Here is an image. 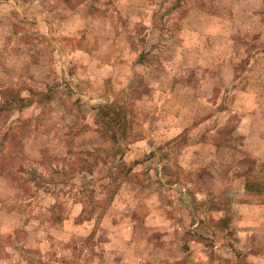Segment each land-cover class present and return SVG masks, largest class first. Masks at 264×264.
I'll return each mask as SVG.
<instances>
[{
    "label": "rangeland",
    "instance_id": "obj_1",
    "mask_svg": "<svg viewBox=\"0 0 264 264\" xmlns=\"http://www.w3.org/2000/svg\"><path fill=\"white\" fill-rule=\"evenodd\" d=\"M249 186L264 0H0V264H262Z\"/></svg>",
    "mask_w": 264,
    "mask_h": 264
},
{
    "label": "crops",
    "instance_id": "obj_2",
    "mask_svg": "<svg viewBox=\"0 0 264 264\" xmlns=\"http://www.w3.org/2000/svg\"><path fill=\"white\" fill-rule=\"evenodd\" d=\"M258 149H262V147H258ZM237 179L241 180L242 176ZM242 183L245 184V182ZM245 186L246 184L243 187ZM245 188H243L244 193L241 201L232 205L240 212L236 226L241 231L242 242L245 243V246L247 243L250 247L248 249L249 247L243 246V250L248 249L247 262L251 263L253 260H257L264 264V188L257 189V186Z\"/></svg>",
    "mask_w": 264,
    "mask_h": 264
}]
</instances>
